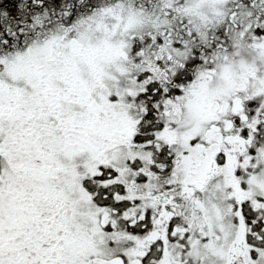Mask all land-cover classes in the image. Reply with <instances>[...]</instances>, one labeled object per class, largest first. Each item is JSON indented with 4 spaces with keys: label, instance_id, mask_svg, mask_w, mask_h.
Here are the masks:
<instances>
[{
    "label": "snow or ice",
    "instance_id": "1",
    "mask_svg": "<svg viewBox=\"0 0 264 264\" xmlns=\"http://www.w3.org/2000/svg\"><path fill=\"white\" fill-rule=\"evenodd\" d=\"M0 264H264V0H0Z\"/></svg>",
    "mask_w": 264,
    "mask_h": 264
}]
</instances>
